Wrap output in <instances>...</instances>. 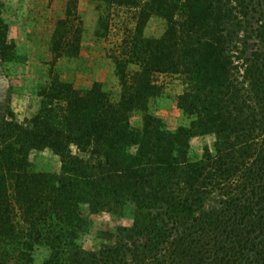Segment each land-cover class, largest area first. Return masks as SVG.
<instances>
[{
	"label": "trees",
	"instance_id": "trees-1",
	"mask_svg": "<svg viewBox=\"0 0 264 264\" xmlns=\"http://www.w3.org/2000/svg\"><path fill=\"white\" fill-rule=\"evenodd\" d=\"M79 1L64 0L54 23L38 112L28 126L12 114L0 133V264H32L37 249L41 264H264V51L240 48L243 32L264 47V0H91L116 101L56 68L81 52ZM152 18L165 24L159 38L144 34ZM7 31L0 18V58L16 62ZM164 76L183 86L176 106L189 123L173 130L149 112ZM207 135L192 159L191 140ZM46 150L59 172L34 167ZM128 210L110 241L85 247L93 216Z\"/></svg>",
	"mask_w": 264,
	"mask_h": 264
},
{
	"label": "rangeland",
	"instance_id": "rangeland-1",
	"mask_svg": "<svg viewBox=\"0 0 264 264\" xmlns=\"http://www.w3.org/2000/svg\"><path fill=\"white\" fill-rule=\"evenodd\" d=\"M64 0H0V18L8 26V41L15 43L19 59L16 62H3L0 58V133L6 122L12 121L28 126L38 112L40 99L38 90L49 81V68L52 56L49 51L54 23L63 15ZM79 13L84 24L81 52L75 58H62L56 68L60 77L72 83L81 92H87L95 82L102 83L116 101L120 95L114 65L107 55L110 43L95 36L98 13L91 0L79 1ZM165 31V24L159 18L148 22L144 34L148 38H159ZM116 41L112 37V43ZM242 57H248L264 47L251 32L242 33L240 44ZM134 69V68H133ZM159 82L164 91L149 104V112L161 118L171 130L188 125L187 118L176 106V97L183 91L175 77H161ZM143 115L135 113L131 125L142 127ZM214 142L213 135L196 137L191 140V158L199 159L206 146ZM31 161L37 170L60 171L59 157L46 150L34 152ZM129 210L125 218L115 220L102 215L91 218L90 233L84 238L86 248L97 247L110 241L113 232L130 222ZM44 252L37 249L32 264H41Z\"/></svg>",
	"mask_w": 264,
	"mask_h": 264
}]
</instances>
